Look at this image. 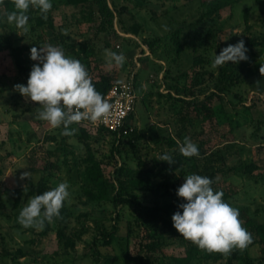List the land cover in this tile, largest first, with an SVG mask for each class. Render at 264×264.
<instances>
[{"label": "rangeland", "instance_id": "1", "mask_svg": "<svg viewBox=\"0 0 264 264\" xmlns=\"http://www.w3.org/2000/svg\"><path fill=\"white\" fill-rule=\"evenodd\" d=\"M8 1L15 5L0 0V264H175L198 247L171 220L183 202L176 189L191 173L215 172L212 186L229 195L225 201L253 223L264 222V0H106L112 17L100 0L78 7L53 0L46 15L28 9L26 31L5 17ZM209 31L213 39L206 41ZM241 39L248 59L213 67L215 54ZM47 44L79 59L92 80H132L135 135L117 145L108 134L64 135L38 118L39 102L14 85L26 84L38 63L30 49ZM109 50L123 53L125 63L110 62ZM196 58L202 62L195 66ZM169 92L174 100L165 97ZM201 101L214 112L210 120L194 116L192 104ZM185 137L205 156L185 157L179 150ZM169 138L177 146L169 147ZM162 153L175 164L158 160ZM90 155L127 203L87 202L80 174ZM65 180L64 219L47 222L45 234L19 223L38 185L45 192ZM5 190L20 194L17 207ZM242 223L252 235L248 247L201 251L191 264H258L264 248ZM152 242L157 250L147 251Z\"/></svg>", "mask_w": 264, "mask_h": 264}, {"label": "clouds", "instance_id": "2", "mask_svg": "<svg viewBox=\"0 0 264 264\" xmlns=\"http://www.w3.org/2000/svg\"><path fill=\"white\" fill-rule=\"evenodd\" d=\"M15 11L7 13V20L24 28L30 7L47 14L53 7V0H15ZM248 49L243 39L224 47L215 54L213 67L226 63L238 64L248 59ZM110 62L122 66L126 61L123 53L108 51ZM32 65L27 83L14 85L23 97L39 102L38 118L47 121L52 128H63L64 135H72L73 123L97 122L108 116L112 104L99 92L85 65L70 55L62 47L47 44L30 49ZM261 72V70H260ZM185 157L199 156V146L191 138L185 137L179 146ZM158 160L175 164L170 153H162ZM27 177V173H23ZM213 180L206 175L191 173L184 176V182L176 189L182 198L178 210L171 217L173 227L201 249L209 252L229 254L233 248L244 249L252 243L251 233L243 226L240 210L226 202L223 191L213 188ZM68 181L33 196L21 209L18 220L25 228L43 230L46 222L59 217L65 201L70 196Z\"/></svg>", "mask_w": 264, "mask_h": 264}, {"label": "trees", "instance_id": "3", "mask_svg": "<svg viewBox=\"0 0 264 264\" xmlns=\"http://www.w3.org/2000/svg\"><path fill=\"white\" fill-rule=\"evenodd\" d=\"M101 4V10L106 11L110 17H112V12L110 11V8L107 4L106 0H100ZM66 4L69 6L73 7H78V6H85L86 4H89L91 0H65ZM8 7L5 12V17L7 18V13H10L14 9V3L11 1H8ZM247 17V16H246ZM247 19V18H246ZM111 23V21H110ZM44 20L43 18H38V25H43ZM204 39L206 41H211L213 39V34L211 31H209L206 36H204ZM177 47H179V43L177 44ZM202 62L201 59H194L193 60V65H199ZM92 82L95 84L96 89L101 92L103 95L108 91V89L112 86V84L116 83L113 82L112 78L109 76H105L100 78L99 80H92ZM134 84V83H133ZM177 92H179V88L176 86L174 88ZM169 92L165 97H167L170 100H174V97L172 94ZM209 99V98H208ZM193 106V111H194V116L198 121H205V120H210L214 112L213 110L207 105L206 102L201 101L200 103L197 104H192ZM134 115V114H133ZM132 115V116H133ZM188 115V114H186ZM131 116V120H132ZM73 125V124H72ZM78 130V132L81 134V137L88 138V133L89 131L83 129V128H75ZM135 131L131 133H128L127 135L122 134L120 138H115L114 134L112 133H107L103 129H99L96 131L94 134L96 135H104L108 134L110 136H113L114 142L119 145L122 143H125L127 139H129L131 136L135 135ZM182 140V137H180ZM169 147H175L177 146V141L175 138H169L168 140ZM206 152H203L200 150L201 156H205ZM85 163L87 164L86 168L84 171L80 174V178L82 182L84 183V195L86 197V200L90 204H101V203H106V202H112L113 204H122V203H127L128 200H124L119 192L116 194H113V184L110 181L105 180L103 172L101 170V164L98 162L92 155H90L86 160ZM255 169V166H251L248 168L249 171ZM215 172H212L210 177L213 180ZM139 184L140 182H136ZM44 187L42 185H38L37 188L34 189L36 194H41L44 192ZM5 194L7 196H11L14 198V207H17L19 205L20 201V194L16 190H5ZM225 200L229 198V195L224 193ZM61 216L62 219L66 217V208L63 207L61 209ZM240 219L244 222L245 226L248 227L258 238V243H260L263 248H264V222L263 223H253V221L249 218L246 212L240 211ZM48 231V223L46 222L45 228L43 230V233H47ZM61 238V234L59 235ZM67 247H73V242H67L66 243ZM147 248V251H156L157 250V244L156 242H152L151 244H148L145 246ZM201 251H206L205 249H201L200 247H190L188 251L186 252V255L183 257L175 258V264H191L193 260L198 256L199 252ZM217 259H220V256H218ZM234 260L239 259L236 255L233 256ZM245 264H252V261L250 259H244ZM258 264H264V250H263V256L259 260Z\"/></svg>", "mask_w": 264, "mask_h": 264}, {"label": "built area", "instance_id": "4", "mask_svg": "<svg viewBox=\"0 0 264 264\" xmlns=\"http://www.w3.org/2000/svg\"><path fill=\"white\" fill-rule=\"evenodd\" d=\"M104 98L112 104L111 112L108 116L97 122L82 121L73 123L78 128L96 132L99 129L107 133L114 134L115 138H120L122 134L127 135L134 131L131 116L135 112V105L138 94L131 81L114 83L104 94Z\"/></svg>", "mask_w": 264, "mask_h": 264}]
</instances>
